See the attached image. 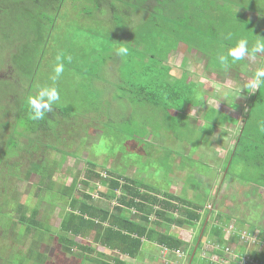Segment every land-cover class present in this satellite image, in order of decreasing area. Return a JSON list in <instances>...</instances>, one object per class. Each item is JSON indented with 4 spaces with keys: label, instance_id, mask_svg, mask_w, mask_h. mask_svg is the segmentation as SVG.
<instances>
[{
    "label": "rangeland",
    "instance_id": "rangeland-1",
    "mask_svg": "<svg viewBox=\"0 0 264 264\" xmlns=\"http://www.w3.org/2000/svg\"><path fill=\"white\" fill-rule=\"evenodd\" d=\"M95 5L104 8L106 14L101 12L93 18L90 11ZM109 5L117 10L120 18L116 15L114 18ZM53 7H56L57 22L43 58L45 69L39 64L36 77L43 79L44 86H52L53 72L49 70L53 69L56 57H61L65 72L55 83L61 97L55 105L71 113L67 118L59 114L62 121L54 132L29 136L41 142L40 149L33 153L29 151L33 142L18 134L21 128L17 126L14 147L21 154H11L10 159L0 161V204L9 213L0 215V264H20L19 256L24 257V264H99L86 255L112 264H116L112 259L115 256L131 264H190L189 248L201 224L187 228L164 219V227L157 224L155 228L159 231L168 228L187 245L175 253L145 241L138 257L132 258L120 254L117 248L109 250L102 246L95 241L93 232L85 237L79 235L75 240L90 245L94 251L77 245L71 253L65 250L58 231L62 218L71 209L69 187L73 179L78 178V183L71 194L84 199L85 193H90L95 203L106 201L99 192L104 188L98 178L89 179L90 186L98 190L90 189L84 181L93 171L109 176L107 169L142 179L152 193L161 195L162 190L171 191L231 218L228 226L222 227L224 219L216 222L219 226H208L201 252L193 264H198L201 257L212 259V249L218 245L209 238L219 228L228 247L219 264H234L237 259H240L238 264H259L256 253L264 250V149L256 148L252 144L254 139L247 148L249 144H241L240 138L245 126L249 131L252 124L264 122V118L260 120L263 116L260 113H264V94L258 90L249 93L246 89L240 93L239 89L258 68L264 67V54L255 59L246 57L249 65L244 60L232 63L229 58L227 68L214 70L221 67L218 55L226 54L238 39H248L251 46L260 37L264 38V0H56ZM147 15L154 18L155 23H151L154 25L138 31L147 24ZM135 20L137 26L128 27ZM31 24L18 20L14 26ZM194 28L202 29L204 42L212 40L206 45L209 53L202 60L196 49L188 48L184 40L197 32ZM143 32L150 33V37L138 41L134 35ZM107 35L112 39L110 46L104 44ZM27 38L23 31V45H28ZM103 46L108 47L102 49ZM121 46L128 48L125 57L116 55L115 49ZM5 52H0V56L9 55L12 50ZM105 57H114L117 75L108 62L112 58ZM126 57H133L129 58L133 62H127ZM186 63H189L190 75L197 80L193 98L205 102L204 106L200 105L202 108L195 107L189 112L180 111L176 105L182 99H171L169 93V86L176 81L175 88L183 90ZM119 73L121 77L117 78ZM33 90L36 94V87ZM216 90L218 95L211 96ZM252 96L254 104L248 106ZM7 110L8 114L0 122L13 123V102ZM12 123L4 128V133L13 130ZM49 143L67 152L52 148ZM52 166V177H45L43 182L42 171ZM47 181L51 189L42 192L38 187ZM34 208L38 209L35 219L49 225L41 236L35 234L39 225L30 224L28 219L20 220L22 213L30 218ZM179 215L185 213L177 210L167 213L168 217ZM150 221L156 222L154 215ZM249 225H254V229L250 230ZM27 227L35 229L27 232ZM237 233L240 238L236 243L231 239ZM237 244L245 247L243 256L234 251L239 249Z\"/></svg>",
    "mask_w": 264,
    "mask_h": 264
},
{
    "label": "trees",
    "instance_id": "trees-1",
    "mask_svg": "<svg viewBox=\"0 0 264 264\" xmlns=\"http://www.w3.org/2000/svg\"><path fill=\"white\" fill-rule=\"evenodd\" d=\"M55 2L56 0H0V52L3 54L6 53L5 51H8V49L12 50L9 55L0 56V119L8 114L7 106L9 103L13 102L15 108V120L13 123L8 120L0 122V161L2 160L5 162V160L10 159L11 154H16V156L21 154V152L19 154L16 151V147H14L16 145L14 135L16 134L17 126H20L21 128L19 129L18 134L33 142L31 149L29 148V151L33 153V151L35 152V150L40 149L39 147L41 146V142H39V139L29 136L32 134L45 133L47 131H50V133L54 132V128H58L60 121H62L59 114H65V118H67V114L71 113L70 111L64 108H59L54 104L53 111L47 113L43 120L33 121L29 118L30 110L27 104V97L30 95H35L33 90L34 87H36V90H38L40 87L44 86L43 81H41L43 79H39L36 77V75L39 64L42 63L45 69V61L43 58L47 54L48 47H50L49 43L53 29L57 22L56 7H53ZM115 15L120 17L118 13ZM153 19L149 16L146 19L147 24L143 27L140 26L138 31L142 29L145 31L151 29V27L154 25L151 23H155ZM18 20H22L23 24L25 20L27 22H32V24L29 27L24 25V27L19 26L18 28H15L14 24H16ZM33 27L35 28V32L33 31ZM185 27L187 29L190 28L187 25H185ZM23 31L26 37H28V45H23L22 43L21 34ZM194 31L197 32L193 33V36H186L184 40L189 44L190 49H196L199 57L201 56L202 60L203 57H207V54L205 53L208 52H206L205 48H207L212 40L204 42L200 33L202 29L194 28ZM178 33L180 36L179 31ZM134 37L138 38V41H145L150 37V33L144 34L143 32L141 34H135ZM193 38L196 41L192 42L191 39ZM106 39L107 41L104 44L110 46L112 44V39L109 38L108 35L106 36ZM80 40L81 39H78L77 41ZM116 40L118 42L120 41L119 39ZM97 46L100 45H95V47ZM108 46H103L101 48L105 49ZM129 46H131L132 49H134L133 47L138 49V47L134 44ZM74 51L75 49H73L71 53ZM37 57H41V59L35 60ZM107 58H112L109 60L112 66H114V69L111 71H115L116 74L117 70L112 61L114 57H105V59ZM129 58L133 57H126V61L130 63L132 60H129ZM137 60L139 61V58ZM244 62L248 63L247 65H249L248 59L245 58ZM3 68H6V71H4L5 69ZM110 68L111 67H109V69ZM217 70L218 69H215L214 71ZM49 72L52 74V70H49ZM183 72V90L178 91L175 88L177 81L171 84V86H169V93L172 95L171 99H182V102L178 100L180 104L176 105L181 109L180 111H190L195 107L202 108L200 105L205 103L203 102L204 100L202 97V103L200 99L193 98V95L197 90V80L195 77L193 79L188 71ZM119 76H121L120 73L117 77L119 78ZM258 92L264 94V86H262ZM212 93L213 94H211V96H215L218 95L219 91L216 90ZM196 97L199 98L200 96ZM254 100L255 98L252 96V100L249 102L248 106H253ZM260 114L263 115L260 117V120L263 121L264 113ZM204 118L206 119V116H204ZM260 120L257 119V121ZM11 123L13 125V130L9 134L4 133V128L6 129L10 127ZM262 125H264V122H258L257 125L252 124L249 131H246L245 126L241 135L243 137L240 138V143L242 144V142H244L245 145L249 144V146H247L248 148L254 139L252 144H254L256 148H261L263 150L264 132L260 130ZM57 128L56 131H58ZM23 129L24 131H22ZM49 145L50 147L56 148L61 152H67V150L61 149L57 147V145H51V143H49ZM49 145L46 144L48 147ZM245 145L243 146L245 147ZM1 151L3 152L1 153ZM73 154L76 156V153H72V155ZM53 171V166L51 169L42 171V181L44 182L45 177L51 178ZM26 172V175L28 174L27 176L29 177L30 170L27 169ZM107 173L109 176H104L100 172H90L86 176L88 180L84 181L87 186H90L91 182L89 179H99L102 187L104 188L103 191L99 189V192L107 199L106 201H99L102 202L103 205H100L99 202L95 203V200H93V196L90 193H85L84 199H80L78 196L71 194L78 183V178L73 179L69 187V195H71V209L62 218L61 226L58 231L59 241L62 243L65 250L71 253L73 251V246L77 245L84 250L91 252L94 251L90 245L78 243L75 240L79 235L85 237L88 232L96 233L95 241L100 243L102 246H105L109 250L117 248L120 254H125L132 258L138 257L145 241L156 243L160 247L163 246L172 253H175L176 251L180 250L182 246H185L183 239L171 234L168 228L166 231H159L155 228V225L157 224H164L157 220L156 222H151V215H155L156 217H159V219L173 221L179 223V225H183L184 227H195L200 221L201 228L199 229V233L195 235L193 244L189 248L190 264H193L196 261L197 255L201 252L202 240L205 236H207L206 231L208 226L211 225L210 221L213 220L212 218L215 210L207 209L201 203H194L187 199L178 197L173 193L165 194V197L168 199H161L159 195L148 190L150 189V186L143 183L142 179L129 177L115 169H107ZM48 184L49 183L47 181L44 186H39L38 189H40L42 192L49 191L51 187H49ZM93 188L95 189L96 187L90 186V189ZM96 189L98 190V188ZM112 199L115 200V203L111 202ZM169 210H177L185 213V215L168 217L167 213ZM21 212H24L23 208ZM140 212L142 213L140 214ZM3 213L9 214L6 212L5 208H3L2 204H0V215ZM37 213L38 209L34 208L30 218H28V216L26 217V215L22 213L20 214V220L24 221L28 219L30 224L34 226L39 225L36 229L35 227H27L28 229H26V231L29 232V230H31L30 228H34L35 234L41 236L44 235L43 230L49 228V225L43 224L42 221L38 222V220L35 219ZM222 217L224 219V225H222V227L228 226L231 218L229 219L228 215ZM105 222L107 224L102 227L103 223ZM149 223L151 224L149 225ZM204 224L205 227L203 229ZM249 227L250 230H253L255 226L250 225ZM219 230L212 231L213 237H211V239L209 238L211 243L218 245V247H213L212 249V259L201 257L202 259L198 262V264H205L206 262L209 264H219V259L223 256H226L228 248L227 239L224 238L225 236L222 234L221 228H219ZM239 238L240 234L237 233L236 237L234 236L231 240L237 243ZM237 246L239 247L238 251L236 249L234 251L243 256L245 254V247L239 246L238 244ZM86 257L99 264H112L111 261L98 259L97 257H91L89 255H86ZM214 257H216V260L213 259ZM23 258L24 257L22 256L18 257V259H20V264L25 263L22 261ZM112 259L116 262V264H131L120 256H115ZM239 261L240 259H237L234 264H238ZM256 261L259 262V264H264V250L256 253Z\"/></svg>",
    "mask_w": 264,
    "mask_h": 264
},
{
    "label": "clouds",
    "instance_id": "clouds-1",
    "mask_svg": "<svg viewBox=\"0 0 264 264\" xmlns=\"http://www.w3.org/2000/svg\"><path fill=\"white\" fill-rule=\"evenodd\" d=\"M115 52L116 55L125 57L128 55V48L121 46L115 49ZM261 54H264V38L260 37L251 46L248 39L240 38L234 46L227 49L226 54L218 55L217 59L220 66L227 68L230 63L229 58H231L232 63H235L244 60L246 57L255 59ZM52 72L53 75L50 76V79L53 81V85L42 86L37 90L35 95L27 97V104L30 110L29 118L33 121L43 120L47 113L53 111V105L60 101V92L55 86L56 81L65 72V65L60 56L56 57V63ZM262 86H264V67L258 68L253 77L240 87L239 92L241 93L242 89H246L247 92L254 93ZM260 130L264 132V125L261 126Z\"/></svg>",
    "mask_w": 264,
    "mask_h": 264
},
{
    "label": "crops",
    "instance_id": "crops-1",
    "mask_svg": "<svg viewBox=\"0 0 264 264\" xmlns=\"http://www.w3.org/2000/svg\"><path fill=\"white\" fill-rule=\"evenodd\" d=\"M96 6V5H95ZM94 6V8L92 9V14H91V16L93 17V18H96L97 16H95V15H98L99 16V14L102 12V14L103 15H105L106 14V11L104 10V8H102V7H99V8H97V6L95 7ZM110 6V9H111V5H109ZM108 6V7H109ZM112 10V15H114V18H115V14L117 13V10H115V9H111ZM101 14V15H102ZM118 18H120V17H118ZM136 24V25H135ZM137 26V20H135V22L134 23H130L129 25H128V27H133V26ZM96 33L94 32L93 33V36L95 35ZM88 36H89V34H87V36H86V38H88ZM81 38V37H80ZM115 39H117V38H115ZM187 45H188V48H189V44L188 43H186ZM197 52V51H196ZM209 53V52H208ZM201 57V56H200ZM109 62V61H108ZM110 63V62H109ZM109 63H108V66H109ZM204 63V62H203ZM177 65V64H176ZM188 65H189V63H186V68H185V71H188V73L190 72L188 69H187V67H188ZM172 66V68L174 67L173 65H171ZM110 67V66H109ZM179 67H181L182 68V66H179ZM170 68L171 67H169V70H168V73L171 75L172 74V71L170 70ZM222 66L220 67V68H218V70H222ZM204 69H206V71H210L209 70V68H206V66L204 65ZM115 72V71H114ZM190 74V73H189ZM119 77H121V76H119ZM118 78V77H117ZM189 112V111H188ZM167 193H171V191H164V190H162L161 191V195L160 194H157V193H154V194H157V195H159V197L161 198V199H168V198H166L165 197V194H167ZM164 195V196H163ZM219 215H220V217H219ZM152 216V215H151ZM155 216V215H154ZM222 216H224L223 214H218V212H216L215 211V213H214V215H213V220L212 221H210L211 222V225L212 226H216L218 223H216V222H218L219 220L220 221H222V219H223V217ZM222 217V218H221ZM155 218H156V220L157 221H159V222H161V223H163L162 222V219H159L158 217H156L155 216ZM198 224H200V221L198 222ZM160 225H162L163 227H164V224H160ZM183 226V225H182ZM250 226V225H249ZM204 227H205V224L203 225V229H204ZM187 228H194V227H187ZM250 228V227H249ZM165 231H166V229H165ZM229 231V230H228ZM226 238V237H225ZM162 248H163V246H161ZM160 247V248H161ZM165 248V247H164Z\"/></svg>",
    "mask_w": 264,
    "mask_h": 264
}]
</instances>
